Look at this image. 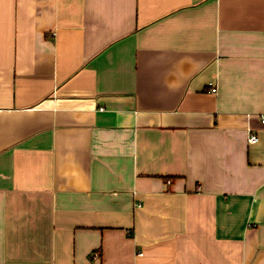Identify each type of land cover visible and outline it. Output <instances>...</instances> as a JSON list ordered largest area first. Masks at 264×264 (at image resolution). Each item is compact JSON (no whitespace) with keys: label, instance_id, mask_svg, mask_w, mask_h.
Here are the masks:
<instances>
[{"label":"crops","instance_id":"1","mask_svg":"<svg viewBox=\"0 0 264 264\" xmlns=\"http://www.w3.org/2000/svg\"><path fill=\"white\" fill-rule=\"evenodd\" d=\"M262 115L264 0H0V264H264Z\"/></svg>","mask_w":264,"mask_h":264},{"label":"built area","instance_id":"2","mask_svg":"<svg viewBox=\"0 0 264 264\" xmlns=\"http://www.w3.org/2000/svg\"><path fill=\"white\" fill-rule=\"evenodd\" d=\"M213 92H216V90H213ZM261 121H262V124L264 125V115L261 116ZM258 140L259 139L256 135H251L249 142L251 144H256L258 142Z\"/></svg>","mask_w":264,"mask_h":264}]
</instances>
